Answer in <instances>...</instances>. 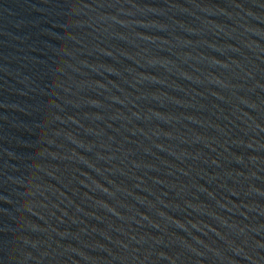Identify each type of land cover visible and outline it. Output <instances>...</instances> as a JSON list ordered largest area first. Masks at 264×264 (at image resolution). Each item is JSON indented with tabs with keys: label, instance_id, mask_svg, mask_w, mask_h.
Here are the masks:
<instances>
[{
	"label": "water",
	"instance_id": "1",
	"mask_svg": "<svg viewBox=\"0 0 264 264\" xmlns=\"http://www.w3.org/2000/svg\"><path fill=\"white\" fill-rule=\"evenodd\" d=\"M0 264H264V0H0Z\"/></svg>",
	"mask_w": 264,
	"mask_h": 264
}]
</instances>
